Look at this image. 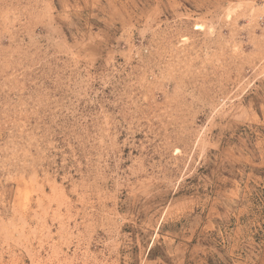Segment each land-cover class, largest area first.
<instances>
[{
	"label": "rangeland",
	"instance_id": "374dc122",
	"mask_svg": "<svg viewBox=\"0 0 264 264\" xmlns=\"http://www.w3.org/2000/svg\"><path fill=\"white\" fill-rule=\"evenodd\" d=\"M0 264H264V0H0Z\"/></svg>",
	"mask_w": 264,
	"mask_h": 264
}]
</instances>
